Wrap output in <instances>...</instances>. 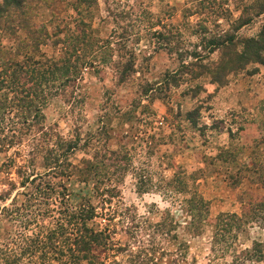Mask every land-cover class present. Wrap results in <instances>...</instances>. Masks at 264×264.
<instances>
[{
  "label": "rangeland",
  "instance_id": "rangeland-1",
  "mask_svg": "<svg viewBox=\"0 0 264 264\" xmlns=\"http://www.w3.org/2000/svg\"><path fill=\"white\" fill-rule=\"evenodd\" d=\"M7 15L26 24L2 30L7 21H0V60L15 49L18 62L25 54L56 61L60 46L51 45L63 36L51 34L58 21L90 49L78 51L85 63L79 77L41 111L46 131L76 139L67 156L73 176H48L51 186L64 187L63 200L46 188L45 197L29 199L27 170L47 171L42 158L56 149L54 138L32 155L30 136L0 148V264H129L127 254L88 237L86 247H76L68 234L57 239V252L43 250L47 260L43 252L23 254L65 207L73 216L79 204L93 208L96 217L85 222L92 233L107 227L111 248L135 250L136 240L171 218L169 234L155 236L168 253L154 254L156 264H264V50L262 63L217 83L225 57L207 45L226 31L240 51L264 29V0H24ZM74 18L83 27L75 29ZM29 42L37 46L32 54ZM193 197L205 216L199 229L187 230ZM179 245L184 255L174 259Z\"/></svg>",
  "mask_w": 264,
  "mask_h": 264
},
{
  "label": "trees",
  "instance_id": "trees-1",
  "mask_svg": "<svg viewBox=\"0 0 264 264\" xmlns=\"http://www.w3.org/2000/svg\"><path fill=\"white\" fill-rule=\"evenodd\" d=\"M23 2L24 0H0V21L4 20L3 17L7 21V27L2 22V30H6L13 23L12 28H18L26 24V21L17 18L18 16L10 19L7 15L9 8H22ZM80 3V1H75L73 4L80 9ZM71 23L75 24V29L83 25L78 18H74ZM65 25H67L66 22L58 21L56 32L51 34L53 38L58 33H62L63 36L58 40L56 39L51 45L53 48L60 46L56 61L40 57L39 59H34L35 57L32 55L25 54L23 61L18 62L12 58L20 55L15 49L10 51L4 60H0V148L3 146L8 147L11 144H19L27 136L33 137L31 140L35 144L31 148L33 150V152H30L31 155L41 151L42 149L38 148L45 147L47 142H51V138H54L52 144L53 147H56L55 150L54 148L44 150L48 154L47 159L42 158L44 160L43 166L47 169L45 173L38 174L33 173V170H27V176L30 178L28 183L31 185V191L29 192V199L32 197L31 204H34L41 198L40 195L43 193L41 189L44 188L48 190L47 192L53 194L56 191V195H59L63 200V196H66L64 187L58 184V182L57 184L52 183L51 186L48 176L54 174L59 179L63 178L66 180L74 174V170L69 166L70 163H68L67 156L70 150L73 151L75 149L76 139L63 142L55 134L46 131L42 126L43 117L41 113L44 102L48 97L53 94L66 93L68 85L74 83L73 81L79 77L85 63L80 59L78 51L84 54L90 49L87 38H79L78 34L74 35V33L68 31V28L65 30ZM46 33L44 30L38 32L39 37L44 39L47 38ZM233 39V35L224 31L214 35L212 39L207 41L209 52L221 50L222 56L225 57V61L219 66L220 71L215 72L214 82L218 83L219 80L216 79H221L229 71L241 70L247 64L262 63L264 29L254 39H246L241 44L240 51L238 52L233 45ZM34 41V38L30 39V42ZM30 42L25 47L32 54L37 46H33ZM77 44H79V47L76 46ZM55 188L57 190H54ZM47 192L43 193L42 196L48 195ZM29 199L25 200L27 204L23 205V207L29 206ZM186 204V229H199L205 216V205L199 197L187 200ZM67 211L68 209L65 207L63 218H57L55 224L43 228L45 229L43 236L32 239L31 241L33 242H30L32 244H29L25 248L23 254L31 256L34 253L43 252L45 248L53 249V251L56 250L57 252L60 242V239H57L62 237L63 234H68L69 236H73V245L76 243V247L79 245H84L82 248L86 247L84 241L88 237L91 239V243H96L99 247L109 246V250L113 249L114 252L127 254L126 257L129 264H156V261L153 262L154 254L158 253L160 256L168 255L162 248H159L158 243L155 242V236L157 233L160 236L169 234L171 218L167 219L168 221L155 224V227L152 229L153 232H149L148 238L146 240L143 239L144 241L136 240L137 247L135 250H131L128 245H124L123 248H111L114 244L109 240L107 227L94 233L86 227L85 222L96 217L93 208L90 206L79 204L78 208L74 210L73 216L67 214ZM221 216H219V219L215 223H220ZM65 217H70V220L73 219L74 224H70V220ZM68 225L71 228L69 231ZM127 229L128 227L125 228L126 231H128ZM18 235L19 238L21 237L22 242L26 240L21 232H18ZM181 249L183 247L180 245L175 248L174 259L183 257L184 254L180 252ZM255 251L252 249L244 253V255L250 258ZM3 255L7 256L4 253ZM42 256L44 260L50 258L44 252ZM174 262L178 264V261L174 260Z\"/></svg>",
  "mask_w": 264,
  "mask_h": 264
}]
</instances>
